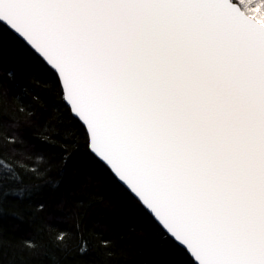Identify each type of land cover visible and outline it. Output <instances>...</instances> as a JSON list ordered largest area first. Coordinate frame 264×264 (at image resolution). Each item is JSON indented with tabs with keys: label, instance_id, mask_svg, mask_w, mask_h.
<instances>
[{
	"label": "snow or ice",
	"instance_id": "obj_1",
	"mask_svg": "<svg viewBox=\"0 0 264 264\" xmlns=\"http://www.w3.org/2000/svg\"><path fill=\"white\" fill-rule=\"evenodd\" d=\"M6 31L189 264H264V0H0V58ZM4 97L0 80V192L46 167L6 133ZM39 100L18 108L28 123Z\"/></svg>",
	"mask_w": 264,
	"mask_h": 264
},
{
	"label": "trees",
	"instance_id": "obj_2",
	"mask_svg": "<svg viewBox=\"0 0 264 264\" xmlns=\"http://www.w3.org/2000/svg\"><path fill=\"white\" fill-rule=\"evenodd\" d=\"M13 44L20 46L13 33L4 32L5 131L22 137L24 149L36 154L31 168L46 167L26 175L23 187L6 185L0 192V264H189L185 252L88 155L60 89L30 52L11 51ZM34 95L46 116L42 124L28 123L18 112ZM45 129L75 136L79 151L74 148L69 159L45 141Z\"/></svg>",
	"mask_w": 264,
	"mask_h": 264
}]
</instances>
